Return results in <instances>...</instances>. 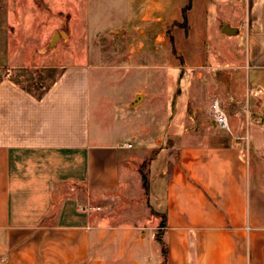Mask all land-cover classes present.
<instances>
[{"label": "crops", "instance_id": "0c3cea01", "mask_svg": "<svg viewBox=\"0 0 264 264\" xmlns=\"http://www.w3.org/2000/svg\"><path fill=\"white\" fill-rule=\"evenodd\" d=\"M217 1L74 0L77 61L0 79L8 264H264V0Z\"/></svg>", "mask_w": 264, "mask_h": 264}, {"label": "rangeland", "instance_id": "374dc122", "mask_svg": "<svg viewBox=\"0 0 264 264\" xmlns=\"http://www.w3.org/2000/svg\"><path fill=\"white\" fill-rule=\"evenodd\" d=\"M186 7L182 10L183 25L186 24ZM81 9L74 0H0V79L9 75L24 87L42 92L57 77L63 64L78 59L70 36L82 30L74 24L77 17L82 18ZM227 9L230 10L217 0L212 3L208 26L204 28L209 38ZM115 12L111 10L109 15L114 17ZM25 14L31 17L26 18ZM55 32H63L65 37L58 38L47 48ZM129 67L131 70V65ZM147 161L149 158L140 167L141 176L147 174ZM3 241L0 235V245ZM0 264H8L6 252L1 249Z\"/></svg>", "mask_w": 264, "mask_h": 264}, {"label": "built area", "instance_id": "2783aa9c", "mask_svg": "<svg viewBox=\"0 0 264 264\" xmlns=\"http://www.w3.org/2000/svg\"><path fill=\"white\" fill-rule=\"evenodd\" d=\"M213 116H214L215 121L219 125H221L224 128H229L227 114L217 100H215L213 102ZM80 208L82 210H86L88 212H92V211H96V210L101 209L100 206L91 205V204L82 205V206H80Z\"/></svg>", "mask_w": 264, "mask_h": 264}, {"label": "water", "instance_id": "95a60500", "mask_svg": "<svg viewBox=\"0 0 264 264\" xmlns=\"http://www.w3.org/2000/svg\"><path fill=\"white\" fill-rule=\"evenodd\" d=\"M222 32H223L225 35H227V36H234V35H237V34H238V28L233 27V26H231L230 24H225V25L223 26V28H222ZM60 37L64 38V37H65V34H64L63 32H61V33H57V32H55V33L53 34L52 38L50 39L47 48L52 47V46L55 44L56 40H57L58 38H60Z\"/></svg>", "mask_w": 264, "mask_h": 264}, {"label": "trees", "instance_id": "16d2710c", "mask_svg": "<svg viewBox=\"0 0 264 264\" xmlns=\"http://www.w3.org/2000/svg\"><path fill=\"white\" fill-rule=\"evenodd\" d=\"M190 6H191V2H190V3L188 4V6L186 7V10L189 9ZM186 10H184V14H185V11H186Z\"/></svg>", "mask_w": 264, "mask_h": 264}]
</instances>
